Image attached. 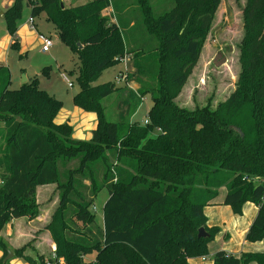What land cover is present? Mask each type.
<instances>
[{
	"label": "trees",
	"instance_id": "obj_1",
	"mask_svg": "<svg viewBox=\"0 0 264 264\" xmlns=\"http://www.w3.org/2000/svg\"><path fill=\"white\" fill-rule=\"evenodd\" d=\"M118 0H14L3 12L19 50L17 27L24 5L34 17L44 14L58 41L78 59L74 106L96 114L89 140L72 137L67 122L56 123L62 102L38 87L36 77L10 89V74L0 67V231L15 218L38 216L36 188L55 184L57 208L46 229L55 244L46 261L58 264H188L205 257L218 231L208 227L204 207L225 187L224 205L236 215L246 202L258 207L245 239L264 238V0H246L242 19V82L224 102L187 109L175 103L198 61L204 38L221 0H173L155 15L150 0H136L143 34L157 45L127 48L125 24L109 23L102 12ZM141 22V21H140ZM141 23V25H142ZM134 27V26H133ZM134 32V28H130ZM78 44L82 46L79 49ZM132 56L141 97L152 105L147 123L108 121L102 100L119 89L117 82H93L106 68ZM42 72L47 74V68ZM127 97V95H126ZM63 168L60 171L59 163ZM108 196L98 226L94 200ZM203 227L209 236L198 237ZM0 264L8 245L0 238ZM13 259L45 264L44 256L12 249ZM95 253L94 262L85 256ZM213 264H264V252L239 257L223 250Z\"/></svg>",
	"mask_w": 264,
	"mask_h": 264
},
{
	"label": "rangeland",
	"instance_id": "obj_2",
	"mask_svg": "<svg viewBox=\"0 0 264 264\" xmlns=\"http://www.w3.org/2000/svg\"><path fill=\"white\" fill-rule=\"evenodd\" d=\"M63 1L67 6H75L85 3L88 0ZM245 2L246 0H221L214 14L209 31L204 38L198 61L192 68L191 73L187 76L186 82L175 99V103L180 107L194 109L208 104L212 108H215L220 102H224L236 91L237 87L242 82L241 73L243 67L241 55L243 54V42L245 38L242 11ZM150 3L155 15L170 10L174 5L173 0H150ZM138 5L136 0H118L115 4L112 2V6L105 9L102 14L109 18V23L113 22L117 25L121 23V25L125 24L126 28L129 27L124 33L127 48H135L133 45H138L139 43L133 44L134 41L140 38V41L143 42L146 38V40H150V42L146 41L142 48H144L146 52H152V48L157 45V42L146 33L143 34V17ZM27 14L28 8L24 5L20 18L21 21L27 19L29 16ZM35 24L40 32L51 37L53 45L48 52H42L40 45L35 44L27 48L26 53L22 55L19 54L16 49H8L6 61L4 63H6L5 65L11 73L9 88L18 89L22 84L24 76L29 78L36 77L38 80V87L48 94L55 96L56 99L62 102L63 108L67 112L72 113L74 111L72 98L79 90L77 81V56L73 54L66 45L58 41L53 26L51 23L47 22L44 14H40L35 18ZM130 28H134V32ZM80 48H82L81 45ZM126 57L127 61L125 64L123 62H118L104 69L93 84L100 85L109 81H114L117 74L121 73L123 80L117 83L119 89L102 100L105 117L108 121L112 122L121 120L127 122L131 120L132 122L143 123L152 105V100L149 94H145L141 97L136 91L139 84L136 83L134 79L127 78L128 74L131 75L134 72V68L132 67V56ZM43 68H47V74L42 72ZM63 76H66L68 81L72 83V87L67 85ZM124 77H126V81ZM3 134L4 130L0 125V142L3 140ZM59 167L62 172L63 168H61V161ZM56 192V185L53 184V189H41L36 193V204L39 210L38 216L41 212L42 215H44V206L49 203L48 197ZM107 196L108 191L103 188L98 192L94 200L95 208L92 210L96 214L98 226L102 225V206ZM54 202L55 205H51L54 206V209L49 217L50 220L57 208L58 199ZM42 223H46V221ZM46 226L41 228L40 231H43V229L47 230ZM47 233L50 240H52L48 230ZM2 239L4 243H6V240L4 238ZM52 243H54L53 240ZM22 247L24 254L29 252L28 254L33 257L39 256L30 252L27 248V244L20 248ZM11 248H8V250L13 254V248ZM51 251L54 252L55 248L53 250L51 249ZM50 256L49 254L44 255L45 264L46 258ZM14 259L12 255L9 256L6 261L10 264ZM84 260L86 262H94L95 253L86 255Z\"/></svg>",
	"mask_w": 264,
	"mask_h": 264
},
{
	"label": "crops",
	"instance_id": "obj_3",
	"mask_svg": "<svg viewBox=\"0 0 264 264\" xmlns=\"http://www.w3.org/2000/svg\"><path fill=\"white\" fill-rule=\"evenodd\" d=\"M13 1L14 0H0V67L4 68H7L5 65L6 63L4 62L6 61L7 52L8 49H10L12 38L6 29L3 12L13 4ZM27 8V15L29 16L27 19L22 21L21 19L19 20L16 33L19 44L18 52L21 55L26 53L27 48L32 47L35 44H39L37 40V33H42L35 24L36 17L33 19L35 30L30 29L28 24V20L31 17L30 7L27 6ZM8 71L11 81V73L9 69ZM29 79L31 78L24 76L22 83L24 80L26 82ZM55 122L59 124L67 122L70 124L73 128L72 136L74 139L79 140L89 139L92 136V131L95 129L97 123L95 113L85 112L76 106H74V111L72 113L67 112L62 107L55 118ZM47 188L53 189V184L37 186L36 193H38V191L41 189ZM225 194V187L219 188L218 195L213 200L212 204L205 206L203 210L207 218L206 225L208 227L218 228L214 238L208 242V254L205 257L189 258L188 264H213L212 256L214 253L220 250L237 257H239L243 252H264V238L256 242H250L245 239L246 232L257 215L258 207L253 203L246 202L242 206V215H236L232 212L230 206L223 204ZM48 199L49 203L44 206V215H42L41 212L40 215L34 219L15 218L2 228L0 231V237L6 240L8 248L12 247L13 249H17L27 244L29 251L35 253L36 255H52L53 252L51 249L53 250L55 245L52 243V240H50L47 230L43 229V231H40V229L46 226L50 220L49 217L54 209V206L51 205H55L54 201H57L58 199L57 192L50 195ZM41 221H46V223H42ZM28 253L29 252L26 254L30 255ZM1 256L2 251L0 250V257ZM10 264L28 263L23 262L21 259L15 258Z\"/></svg>",
	"mask_w": 264,
	"mask_h": 264
},
{
	"label": "built area",
	"instance_id": "obj_4",
	"mask_svg": "<svg viewBox=\"0 0 264 264\" xmlns=\"http://www.w3.org/2000/svg\"><path fill=\"white\" fill-rule=\"evenodd\" d=\"M28 24H29L31 30H35L34 20H33L32 17L29 18V20H28ZM37 40H38V42H39V45H40V47H41V51H42V52H48L49 49H50V48L52 47V45H53V42H52L51 37L48 36V35H45V34H43V33H37ZM121 61L125 64L126 61H127V57L122 58ZM63 78H64V80L67 82V85H68L69 87H72V86H73L72 83L68 81V79H67L66 76H63ZM124 78H125V81H126V80H127L126 77H124ZM122 80H123V78H122L121 73H118L117 76L115 77V81H116L117 83H119V82L122 81ZM147 122H148V120L145 119V120H144V123H147ZM51 257H52V259L55 258L54 252L52 253ZM46 264H51V262L46 261ZM58 264H63V260L59 259V260H58Z\"/></svg>",
	"mask_w": 264,
	"mask_h": 264
},
{
	"label": "water",
	"instance_id": "obj_5",
	"mask_svg": "<svg viewBox=\"0 0 264 264\" xmlns=\"http://www.w3.org/2000/svg\"><path fill=\"white\" fill-rule=\"evenodd\" d=\"M78 47L80 48V44H78ZM197 236L201 237V238H205V237L209 236V234L205 231V229L203 227H201L198 230ZM12 255H13L12 252L8 250L6 256L3 259V261H6L8 259V257L12 256Z\"/></svg>",
	"mask_w": 264,
	"mask_h": 264
}]
</instances>
